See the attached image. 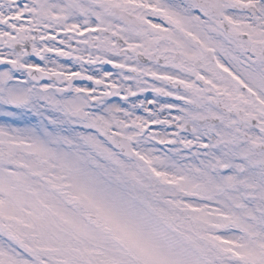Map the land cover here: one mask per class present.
Here are the masks:
<instances>
[{"label":"snow or ice","instance_id":"obj_1","mask_svg":"<svg viewBox=\"0 0 264 264\" xmlns=\"http://www.w3.org/2000/svg\"><path fill=\"white\" fill-rule=\"evenodd\" d=\"M0 264H264V0H0Z\"/></svg>","mask_w":264,"mask_h":264}]
</instances>
